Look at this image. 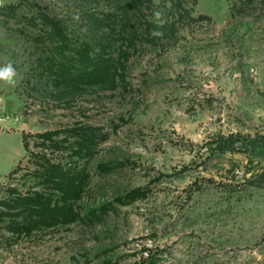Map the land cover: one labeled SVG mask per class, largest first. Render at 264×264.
I'll list each match as a JSON object with an SVG mask.
<instances>
[{
  "label": "rangeland",
  "instance_id": "obj_1",
  "mask_svg": "<svg viewBox=\"0 0 264 264\" xmlns=\"http://www.w3.org/2000/svg\"><path fill=\"white\" fill-rule=\"evenodd\" d=\"M26 1L86 38L80 17L110 9ZM154 3L164 14H150L157 20L171 18L172 6L188 15L171 38L129 50L126 88H56L33 72L22 26L0 16V67L16 70L14 83L0 81V198L33 186L31 153L44 151L36 133L92 124L107 138L82 160L90 179L81 203L84 212L109 207L101 220L2 244L0 264H264V0ZM115 43L117 58L125 43Z\"/></svg>",
  "mask_w": 264,
  "mask_h": 264
},
{
  "label": "trees",
  "instance_id": "obj_2",
  "mask_svg": "<svg viewBox=\"0 0 264 264\" xmlns=\"http://www.w3.org/2000/svg\"><path fill=\"white\" fill-rule=\"evenodd\" d=\"M98 1L110 9L101 15L88 12L80 17L91 33L87 38L72 33L65 19L51 14L37 2L23 0L6 4L0 7V16L6 22L15 21L22 26L20 31L29 37L36 55L35 60H31L33 72L56 88H115L119 84L126 88L129 50L139 44L171 38L177 33L178 23L188 14L180 7L172 6L168 9L171 18L162 21L150 15L157 12L164 16L153 9L154 0ZM117 40H122L125 48L119 46L120 53L116 58L112 50ZM28 137V134L23 135L26 148ZM35 137L44 151L31 153L34 166L27 172L35 179L33 186L24 192L15 186L8 187L7 193L0 198V247L29 236L41 227L77 220H101L109 208H87L84 212L81 203L90 179L82 160L92 157L98 145L107 138L99 127L76 124L36 133ZM112 166L100 165L103 170ZM21 167L16 166L11 173L18 172ZM141 193V188H136L118 200L126 201Z\"/></svg>",
  "mask_w": 264,
  "mask_h": 264
},
{
  "label": "clouds",
  "instance_id": "obj_3",
  "mask_svg": "<svg viewBox=\"0 0 264 264\" xmlns=\"http://www.w3.org/2000/svg\"><path fill=\"white\" fill-rule=\"evenodd\" d=\"M157 17L160 15L156 13ZM16 76V70L11 63L7 64L4 67H0V81L5 83L12 84L14 83V77Z\"/></svg>",
  "mask_w": 264,
  "mask_h": 264
},
{
  "label": "built area",
  "instance_id": "obj_4",
  "mask_svg": "<svg viewBox=\"0 0 264 264\" xmlns=\"http://www.w3.org/2000/svg\"><path fill=\"white\" fill-rule=\"evenodd\" d=\"M0 121H1L2 123H4V122L6 121V118H4L3 116H1V117H0Z\"/></svg>",
  "mask_w": 264,
  "mask_h": 264
}]
</instances>
